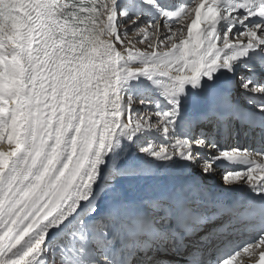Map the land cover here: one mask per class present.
<instances>
[{
  "label": "snow or ice",
  "instance_id": "6c2138e0",
  "mask_svg": "<svg viewBox=\"0 0 264 264\" xmlns=\"http://www.w3.org/2000/svg\"><path fill=\"white\" fill-rule=\"evenodd\" d=\"M0 264H264V0H0Z\"/></svg>",
  "mask_w": 264,
  "mask_h": 264
}]
</instances>
